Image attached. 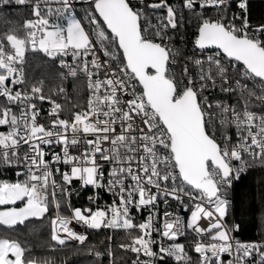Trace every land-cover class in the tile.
Masks as SVG:
<instances>
[{"label":"snow or ice","instance_id":"obj_1","mask_svg":"<svg viewBox=\"0 0 264 264\" xmlns=\"http://www.w3.org/2000/svg\"><path fill=\"white\" fill-rule=\"evenodd\" d=\"M79 2L0 0V7L30 4L34 17L24 22L22 36L8 32L0 38V164L26 169L18 174L23 180L0 181V206H6L0 225L43 219L51 206V239L60 246L87 240L71 226L75 223L126 230L131 242L121 247L137 255L133 264H192L178 242L189 234L198 264H264V241L236 240L239 225L224 219L225 189L249 160L264 164V23L250 24L249 0H239V16L229 14V0H183L182 9L201 10L193 51L186 56L172 44L183 13L169 0H90L82 16L75 7ZM160 9L163 16L156 15ZM209 10L217 15H205ZM29 50L60 57V67L71 75L77 70L85 75L90 92L85 110L60 119L61 105L52 101L49 115L56 119L47 127L37 122L36 104L26 102L49 99L42 94L43 82L30 92L14 90L25 83ZM249 81L256 83L249 87ZM217 87L238 93L240 110L219 98L210 102L205 93ZM253 101L260 112L250 108ZM230 127L235 139L224 131ZM53 145L61 151L46 150ZM106 163L111 164L107 179ZM60 164L67 170L55 167ZM73 179L104 188L115 199L105 208H73L66 187ZM169 199L190 212L189 221L165 211L161 225L158 202ZM148 207L146 219L135 223L132 210ZM28 251L17 240L0 238V264H37L26 258Z\"/></svg>","mask_w":264,"mask_h":264},{"label":"trees","instance_id":"obj_2","mask_svg":"<svg viewBox=\"0 0 264 264\" xmlns=\"http://www.w3.org/2000/svg\"><path fill=\"white\" fill-rule=\"evenodd\" d=\"M237 11L238 1H230L229 14L235 15ZM199 14V10L187 12L185 21H181L182 27L178 30L195 35ZM205 15L216 16L217 13L207 11ZM27 18L28 13L23 9L0 10V38L8 32L22 36ZM249 21L255 27L264 23V0H249ZM178 48L182 56L187 55V50L181 43L178 44ZM25 59V89L30 91L33 85L40 86L42 81L43 94L53 96L54 90L64 86L61 72L54 61L39 53H29ZM67 87L74 103L83 108L86 90L82 80H74ZM2 102L3 99H0V103ZM2 130L4 129L0 128V131ZM228 195L232 199V205L228 208L227 223L239 225L238 236L242 240L264 241V164L259 160L249 163L246 173L235 183ZM53 216L51 212L43 219H29L22 225L17 224L13 227L0 225V238L20 242L30 250L25 253L26 258L35 259L37 264H133L137 257L135 253L121 247L129 244L131 238L127 232L120 230H92L89 242L82 247L73 243L56 245L51 239L50 219ZM96 253H100L101 257H97ZM165 264L174 263L167 260ZM192 264H198V261L195 260Z\"/></svg>","mask_w":264,"mask_h":264},{"label":"built area","instance_id":"obj_3","mask_svg":"<svg viewBox=\"0 0 264 264\" xmlns=\"http://www.w3.org/2000/svg\"><path fill=\"white\" fill-rule=\"evenodd\" d=\"M230 1H238L239 2V0H229V2ZM131 2L133 4H136L137 0H131ZM146 2H148V0H146ZM169 3H171L175 8H177L179 11H181L183 13L181 21H185L186 14L189 11L182 9L181 5L183 3V0H169ZM9 7H12V8L17 7L19 9L26 10L28 13V18L26 20L34 19V17L31 15V5L30 4L16 5L15 3H12L9 5ZM75 7L77 9L78 14L82 16L84 14L85 10H87L90 7V0H82V2L77 3L75 5ZM197 10H199V12H201V10L199 8H197ZM209 11H214V10H209ZM164 14H165L164 10H162V9L156 10L157 16H163ZM240 14L241 13H240V10L238 8V11L236 12L235 15L239 16ZM248 19H249V14H248ZM153 22H155V19L153 20ZM236 23H237V25H239L240 21L237 20ZM253 28H255V26H253ZM170 34H173V33H170ZM174 37H176V38H174ZM195 38L196 37L193 34H188L185 31L177 30L173 34L172 44L175 45L176 48H178V44L181 43L185 47V49L187 50V55H191V53L193 51V47H194L193 41L195 40ZM29 53H39V54L47 57L49 60L54 61L57 65L58 69L61 72V76H62L63 82L65 84H70V82L74 81V80H82V82L85 85V89H86V96L84 98V107L83 108L79 107L80 106L79 104L74 103V100L71 96V92L68 89V87L57 88L56 90L53 91V96H45L42 93L45 97L49 98V99H45L44 101H40L38 99H34L32 101H27L26 103H35L36 104V108L39 111V115L37 117L38 123L44 124L47 127L50 124L51 120L56 119L55 116L49 115L51 109L53 108L52 101L61 105V110L59 112V118L60 119L71 120L73 113L79 112L81 110H85L87 108V101L89 99L90 92H89V88H88V80L85 77V75H83L79 70H77V74L75 76L71 75L69 68L60 67V65H59V61L61 59L60 57H57L55 60H53L52 58L48 57L42 51H31V50L26 51L25 56ZM206 54H210V53H206ZM65 59L67 60V62L69 64H72L71 57H67ZM73 66H75V65H73ZM189 68H190L191 72H194V70L191 68V64H189ZM254 83H256V82L249 81L248 82L249 87H252ZM14 90H19L21 92H30L27 89H25L23 84L15 86ZM205 95H207L209 97L210 102L214 98H219L223 103L228 104V105H233V106L237 107L238 110H240V108L243 104V101L239 100L238 93H221L219 91L218 87L215 90H212L210 92H206ZM0 99H3V97H0ZM82 100H83V98H82ZM250 108L256 112H260L262 110L261 105H259L255 101H253L250 104ZM13 111H18L15 106L13 107ZM217 128H219L218 124H217ZM213 130H215V129H213ZM224 131H226L229 135H232L233 139H235V131L236 130L234 127L224 129ZM217 139L218 140L220 139L219 132H217ZM26 147L27 146H25V148ZM105 147H108V145H105ZM46 150L51 151V152H60L61 148L59 146L53 145V146H51L50 149H48L46 147ZM73 154H78V153L73 152ZM46 158L51 159V156H48ZM251 162H253V161L249 160V163H251ZM55 167H59L61 169V171L67 170V166L62 165V164L55 165ZM104 167L106 170L105 171V177L107 179V174H108V172L111 171V164L106 163L104 165ZM246 171H247V169L240 175V178L246 173ZM24 172H26V169L24 168L23 164H15V163L12 165L0 164V174H1L0 181H7V182L14 183L17 180H23L24 176L18 175V174L24 173ZM56 179H57V181H59V179H60L59 173L56 174ZM239 179L234 180L232 182L231 186L227 187L225 189L224 198H226L229 201L228 208L232 205V199L229 197L228 192L234 188L235 183ZM66 187L68 188L69 191L72 192V196L70 197V203H71L73 208L85 209V208L91 207L94 210L97 207L105 208L106 206L111 204L113 202V200L115 199V197L110 192H108L106 189H104V188L96 189L92 186H82V181H78L75 179H73L72 184L70 186H66ZM89 197H95L96 198L95 202L90 201ZM188 203L189 202L187 201V199H185V204H188ZM150 211H151L150 207L144 208L140 211L133 209L132 210V216L134 218V222L137 224L140 222H143L146 219V217L150 214ZM165 211L175 213L185 223L190 220V212H186L184 210V208L178 202L169 199V203L164 204L163 201L161 200L158 202V208L156 209V212H157L159 221L161 222V225H162V221L164 219L163 213ZM51 212L55 215L54 210L50 206L49 213H51ZM61 213L67 214V212L63 206L61 208ZM224 219H225V222L227 223V216ZM201 224L205 227L207 226V223L205 221H201ZM71 226L74 227L77 232L86 234L88 238L83 244H80L78 241H75V240L69 241L68 243H73L74 245L80 246V247L85 246L89 242L90 232L92 231V229H87L83 226L76 225L75 223H73V225H71ZM101 229H104V228H101ZM101 229H99V230H101ZM108 230H112V229H108ZM117 230L127 232L126 230H123V229H117ZM188 231H190V230H188ZM239 234H240V228L238 231H235L233 233V236L235 237L236 240H238L240 242H261V240H250V241L242 240L241 238H239V236H238ZM153 238L154 239H161V237L155 233L153 235ZM194 239H195L194 235L189 234L186 237H181L180 240L178 241L179 243L185 244V250L188 253V255L191 257L192 262H194L195 260L198 261V254L194 253V251L192 250V247H191ZM97 257H101V256L99 255ZM145 259H148V258L144 257V256L140 257L141 261L145 260ZM169 261L176 264V262L174 260H169Z\"/></svg>","mask_w":264,"mask_h":264},{"label":"rangeland","instance_id":"obj_4","mask_svg":"<svg viewBox=\"0 0 264 264\" xmlns=\"http://www.w3.org/2000/svg\"><path fill=\"white\" fill-rule=\"evenodd\" d=\"M5 8H12V7H9V5H7V6H4V7H1L0 10L5 9ZM15 9H19V8L15 7ZM6 51H7V49H6ZM25 62H26V59L24 58L23 71H24V76H25V80H26V68H25ZM71 82H72V81H71ZM83 84H84V83H83ZM23 85H24V87H25V83H24ZM67 85H68V84H64V86H62V87H67ZM84 87H85V85H84ZM43 89H44V88H43ZM85 90H86V89H85ZM84 97H85V94H84ZM4 207H6V206H0V210H2ZM46 215H47V214H46ZM31 219H34V218H31ZM54 242H55V241H54ZM55 244L58 245L56 242H55ZM136 259H137V257L135 258L134 261H136Z\"/></svg>","mask_w":264,"mask_h":264}]
</instances>
